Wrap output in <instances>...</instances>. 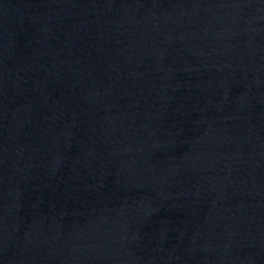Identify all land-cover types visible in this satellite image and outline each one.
Instances as JSON below:
<instances>
[{
	"label": "water",
	"instance_id": "1",
	"mask_svg": "<svg viewBox=\"0 0 264 264\" xmlns=\"http://www.w3.org/2000/svg\"><path fill=\"white\" fill-rule=\"evenodd\" d=\"M0 264H264V0H0Z\"/></svg>",
	"mask_w": 264,
	"mask_h": 264
}]
</instances>
